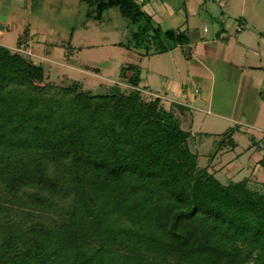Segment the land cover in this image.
I'll list each match as a JSON object with an SVG mask.
<instances>
[{
  "label": "trees",
  "instance_id": "trees-1",
  "mask_svg": "<svg viewBox=\"0 0 264 264\" xmlns=\"http://www.w3.org/2000/svg\"><path fill=\"white\" fill-rule=\"evenodd\" d=\"M147 1L81 0L89 18L116 8L137 26L118 43L126 50L190 46ZM29 40L26 26L15 47L0 43V264H264V193L210 169L239 127L194 133L193 109L148 99L137 64L112 85L52 80L19 50ZM204 139H221L218 149Z\"/></svg>",
  "mask_w": 264,
  "mask_h": 264
},
{
  "label": "rangeland",
  "instance_id": "rangeland-1",
  "mask_svg": "<svg viewBox=\"0 0 264 264\" xmlns=\"http://www.w3.org/2000/svg\"><path fill=\"white\" fill-rule=\"evenodd\" d=\"M160 5L184 23L188 15L187 23L179 25L178 18L171 19L158 10ZM88 9L81 0H0V25L19 24L14 31L0 27V43L15 47L28 26L30 40L23 49L43 63L50 78L80 80L86 88L115 84L122 66L140 65L143 85L153 92L147 93L148 99L160 96L167 108L171 102H185L184 98L178 100L179 89L185 86L187 97L190 92L194 94L184 104L193 109L194 133L221 134L229 127H239L235 149L221 151L211 163V172H216L223 183L248 179L250 188L264 193V0L146 2L144 10L164 31L188 29L192 41L199 45L224 23L227 32L222 34L234 45L228 54L237 67L230 65L226 56L217 55L213 71L208 70L213 62L205 56L202 45L192 54L190 46L167 53L152 50L147 56L140 55L146 50H126L118 43H127L137 26L116 8L106 11L101 21L89 18ZM70 40L72 48L68 51ZM223 43L228 45V41ZM239 66H245L244 73ZM197 90L201 91L199 96ZM204 140L202 149L209 152L216 151L221 141ZM200 165H210L208 157H200Z\"/></svg>",
  "mask_w": 264,
  "mask_h": 264
},
{
  "label": "crops",
  "instance_id": "crops-1",
  "mask_svg": "<svg viewBox=\"0 0 264 264\" xmlns=\"http://www.w3.org/2000/svg\"><path fill=\"white\" fill-rule=\"evenodd\" d=\"M161 7H158V10L159 11H161V13H163V14H166L167 16L169 15L170 17H171V19H174L175 20V18H178V16H177V14H173V13H171V15H170V11H169V9L166 7V6H163V5H160ZM188 9H189V7H188ZM189 11H190V9H189ZM177 20V19H176ZM178 20H179V25L180 24H186L187 23V21H188V15L186 16V22L184 23L182 20H180L179 18H178ZM181 25V26H184V25ZM181 29V28H180ZM188 30V29H187ZM189 31V30H188ZM218 31H219V29L217 30V29H215V31H212V35H210L211 37L209 38V39H206V38H203V40L200 42V45H202L203 47V52H204V54H206L205 56L206 57H209L210 58V60L213 62V63H211V64H213V65H211V68H208V70L209 71H213V68L215 69V60H213L214 58H216L217 57V55L219 56V57H223L224 58V56H226L227 58H228V60H229V62H230V65H232V66H236L235 64V60L233 59V57L231 56L230 57V55L228 54L229 53V51H230V53H232L233 52V47H234V45L232 44H229V42H230V40L228 39V37H226V36H224L225 34H226V32H227V28H226V31H225V34L223 35H219L218 34ZM235 31H236V29H235ZM224 36V37H223ZM224 41H228V45L227 44H224L223 42ZM231 43V42H230ZM198 43H194L193 41H192V43H191V45H190V53L192 54L193 52H197L198 51V49H199V46H200ZM240 45L241 46H243V47H245L246 46V44L245 43H240ZM194 46H196V48L194 49L193 47ZM229 55V56H228ZM232 59V60H231ZM209 60V61H210ZM237 67V66H236ZM239 67H242V69L240 70L241 72H245V66H239ZM251 67H253V66H251ZM206 69H207V67H206ZM187 88L185 87V86H181L180 87V89H179V93H178V100H181V99H183L184 98V100H185V102L183 103V102H178V103H182V104H187V102H186V99L188 100L190 97L191 98H193L194 96V94L193 93H191L190 92V94L188 95V97H187ZM197 94H198V96L201 94V91H195ZM195 97L197 98V96L195 95Z\"/></svg>",
  "mask_w": 264,
  "mask_h": 264
},
{
  "label": "built area",
  "instance_id": "built-area-1",
  "mask_svg": "<svg viewBox=\"0 0 264 264\" xmlns=\"http://www.w3.org/2000/svg\"><path fill=\"white\" fill-rule=\"evenodd\" d=\"M240 30V29H239ZM21 51L27 52L25 49H23V47H21V49H19Z\"/></svg>",
  "mask_w": 264,
  "mask_h": 264
}]
</instances>
